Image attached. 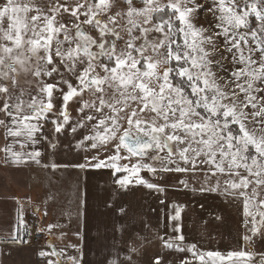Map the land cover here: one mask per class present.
<instances>
[{"label":"snow or ice","instance_id":"snow-or-ice-1","mask_svg":"<svg viewBox=\"0 0 264 264\" xmlns=\"http://www.w3.org/2000/svg\"><path fill=\"white\" fill-rule=\"evenodd\" d=\"M49 122L57 134L86 131L76 147L96 153L89 166L128 173L121 187L135 178L164 191L141 169L182 174L200 184L192 191L242 204L244 241L264 242V0H0V163H40L39 151L13 144L47 140ZM132 157L131 167L120 163ZM17 220L6 243L26 244L19 210ZM177 241L185 237L165 246L191 253L179 264H264V251ZM39 255L79 264L64 250Z\"/></svg>","mask_w":264,"mask_h":264},{"label":"crops","instance_id":"crops-1","mask_svg":"<svg viewBox=\"0 0 264 264\" xmlns=\"http://www.w3.org/2000/svg\"><path fill=\"white\" fill-rule=\"evenodd\" d=\"M43 132L47 140L25 143L24 148L13 144L15 151H39L40 163H0V264H46L48 258L39 253L53 248L76 257L79 264H154L157 257L163 264H179L191 259V253L165 246L166 241L183 235L185 241L176 243L187 248L193 244L192 231H175L170 213L162 214L159 209V191L144 189L143 202L138 205L130 198L128 186L121 187L107 178L106 169L88 163L81 169L75 167L80 162H52L51 137L45 127ZM4 145L0 134V149ZM3 156L0 151V161ZM17 210L23 219L18 238L26 224L25 213H38L44 235L41 244L6 243L18 226ZM49 225L53 227L49 229Z\"/></svg>","mask_w":264,"mask_h":264},{"label":"rangeland","instance_id":"rangeland-1","mask_svg":"<svg viewBox=\"0 0 264 264\" xmlns=\"http://www.w3.org/2000/svg\"><path fill=\"white\" fill-rule=\"evenodd\" d=\"M203 15L204 13H201V17ZM199 22L204 23V20L201 19ZM57 107H59V103H57ZM76 108L77 105L74 103L69 108L70 124L74 123L79 115ZM51 119H54V117L50 116ZM45 128L51 137V143L56 145L52 162H56L57 160V162L61 161L62 163L80 162V164H86L91 156L96 155L93 150L86 146L76 147L77 142L83 138V135L87 134L86 131H78L76 134H73L70 127H68V130L57 134L51 122L47 123ZM89 149L91 153L88 151ZM88 153L91 155H88ZM123 154L127 155L126 151ZM104 155L101 153L100 158L103 159ZM139 159V157H132L130 161L123 160L120 163L128 164L131 167ZM144 162L153 163L150 160H145ZM155 166L158 167V165ZM99 169H106L107 178H112L114 183L121 176L128 175V173H115V170L110 167ZM139 176L148 183L157 184L160 188L164 189V191H159L161 198L159 209L162 211V214L169 215L170 213L169 221H175L174 225H176V228L179 227L180 230L192 231L191 241L195 245L198 244V249L201 247L203 251H220L225 254L228 251L240 250L264 251V242L257 239L254 244L249 246L243 239L245 234L250 233H246L243 225L242 204L226 202L224 197L216 194L194 192L192 188L199 189L200 184L182 174L179 176L177 174H153L141 169ZM178 179H188L189 187L185 189L183 185L178 183ZM202 179L203 177L201 176ZM127 186L130 190V198L134 199L138 205L142 203V199L144 198L143 190L149 188L145 185L137 184L135 178ZM150 196H152V191L150 192ZM177 210H179L180 216L178 219H174ZM217 217H220V219H217ZM167 219H169V216Z\"/></svg>","mask_w":264,"mask_h":264},{"label":"built area","instance_id":"built-area-1","mask_svg":"<svg viewBox=\"0 0 264 264\" xmlns=\"http://www.w3.org/2000/svg\"><path fill=\"white\" fill-rule=\"evenodd\" d=\"M25 221L26 224L21 238L28 241L26 244H41L44 241V235L41 231L38 213L27 211L25 213Z\"/></svg>","mask_w":264,"mask_h":264}]
</instances>
